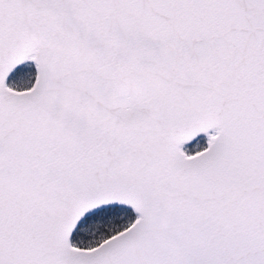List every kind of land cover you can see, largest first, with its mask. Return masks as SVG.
Wrapping results in <instances>:
<instances>
[{
	"label": "snow or ice",
	"instance_id": "1",
	"mask_svg": "<svg viewBox=\"0 0 264 264\" xmlns=\"http://www.w3.org/2000/svg\"><path fill=\"white\" fill-rule=\"evenodd\" d=\"M0 264H264V0H0Z\"/></svg>",
	"mask_w": 264,
	"mask_h": 264
}]
</instances>
